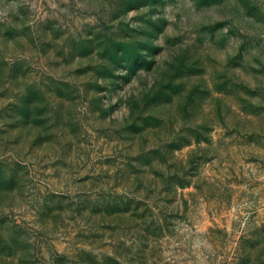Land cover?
<instances>
[{
  "label": "rangeland",
  "instance_id": "374dc122",
  "mask_svg": "<svg viewBox=\"0 0 264 264\" xmlns=\"http://www.w3.org/2000/svg\"><path fill=\"white\" fill-rule=\"evenodd\" d=\"M0 264H264V0H0Z\"/></svg>",
  "mask_w": 264,
  "mask_h": 264
}]
</instances>
